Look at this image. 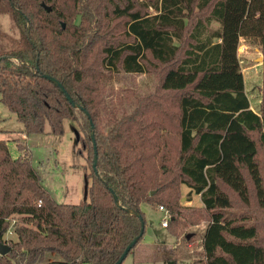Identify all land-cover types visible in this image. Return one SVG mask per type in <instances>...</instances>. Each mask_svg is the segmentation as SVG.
<instances>
[{
    "label": "trees",
    "instance_id": "16d2710c",
    "mask_svg": "<svg viewBox=\"0 0 264 264\" xmlns=\"http://www.w3.org/2000/svg\"><path fill=\"white\" fill-rule=\"evenodd\" d=\"M2 1L20 40L0 54V101L26 136L75 123L91 180L87 200L60 203L28 148L13 158L0 139V240L18 217L0 264H114L140 233L137 214L144 230L126 257L144 234L142 204L165 207L178 234L182 184L208 213L203 264H264V85L256 113L237 54L241 37L264 51V0H148L153 15L143 0ZM151 70L144 95L104 84Z\"/></svg>",
    "mask_w": 264,
    "mask_h": 264
},
{
    "label": "rangeland",
    "instance_id": "374dc122",
    "mask_svg": "<svg viewBox=\"0 0 264 264\" xmlns=\"http://www.w3.org/2000/svg\"><path fill=\"white\" fill-rule=\"evenodd\" d=\"M136 6L147 15L156 13L148 0H143ZM193 15L199 16L202 12L195 9ZM211 27L215 29L218 23L213 22ZM19 40L20 34L14 27L11 12L0 0V54L14 49L18 46ZM237 54L250 108L258 113L264 85V51L257 39L241 37ZM159 75L160 70L132 74L120 72L106 77L104 84L115 90L128 88L130 93L135 92L136 96H140L156 88ZM76 129L75 123L65 120L64 133L61 135L49 133L46 126L43 133L26 136L22 123L0 101V139L6 141L13 158L21 154L19 147L25 145L28 148L32 164L40 174L44 186L60 203L75 204L87 200L85 185L89 184L91 179L86 182V175L91 173V168L86 151L77 139ZM159 206L155 208L149 204H142L146 221L145 231L140 241L126 257L125 262L203 264L202 235L209 220L208 213L202 210L199 195L190 193L185 184L180 185L179 206L182 211L181 215L184 217L179 216L178 218L180 225L176 229L177 235L170 232L169 224L167 227L161 225L163 212L159 210ZM236 206L227 211L240 213L243 208ZM196 209L202 211L201 216L195 211ZM191 217H193V223L189 222ZM15 220H18L17 216L11 219L9 228L2 237L1 241L6 244L7 240L16 239L13 229ZM187 234H190L188 239ZM56 258L58 257L54 255L52 259ZM47 259L48 257L45 260Z\"/></svg>",
    "mask_w": 264,
    "mask_h": 264
},
{
    "label": "water",
    "instance_id": "95a60500",
    "mask_svg": "<svg viewBox=\"0 0 264 264\" xmlns=\"http://www.w3.org/2000/svg\"><path fill=\"white\" fill-rule=\"evenodd\" d=\"M42 7H44L46 9V11H50L51 10V7L46 5L45 3H41ZM65 24L62 23V27H64ZM46 77L48 79H50L52 82H54L59 88L60 90L65 94L66 98L68 99L69 102L72 103V105H76L72 98L70 97V95L65 91L64 87L54 78V77H51V76H47ZM77 134V139L79 140V134H78V131L76 132ZM93 136V134H91ZM93 167L96 166V163H97V154L95 152L94 154V158H93ZM87 182V180H86ZM87 187H88V184L85 185V196H87ZM150 194H153V191L150 193ZM114 200L116 201V196L114 195ZM139 220H140V224H141V229H140V233L137 237H135L124 249L123 253L120 255V257L117 259V261L114 263V264H120L126 257L128 251L131 249V247L138 241V239L141 237L142 233H143V230H144V222L142 220V217L140 216V214H137ZM190 237V234H187L186 235V238L188 239ZM10 250V246L6 243H4L3 241L0 240V255H5L6 253H8Z\"/></svg>",
    "mask_w": 264,
    "mask_h": 264
},
{
    "label": "built area",
    "instance_id": "2783aa9c",
    "mask_svg": "<svg viewBox=\"0 0 264 264\" xmlns=\"http://www.w3.org/2000/svg\"><path fill=\"white\" fill-rule=\"evenodd\" d=\"M158 208H159L160 211L163 212V217H162V219H161V225L164 226V227H166L167 224H168V220H169V218H170L169 212H168V210H167L165 207H163L162 205H160Z\"/></svg>",
    "mask_w": 264,
    "mask_h": 264
},
{
    "label": "crops",
    "instance_id": "0c3cea01",
    "mask_svg": "<svg viewBox=\"0 0 264 264\" xmlns=\"http://www.w3.org/2000/svg\"><path fill=\"white\" fill-rule=\"evenodd\" d=\"M141 210H142V205H141ZM143 211V210H142ZM144 212V211H143ZM162 219V218H161ZM164 227V226H163Z\"/></svg>",
    "mask_w": 264,
    "mask_h": 264
}]
</instances>
